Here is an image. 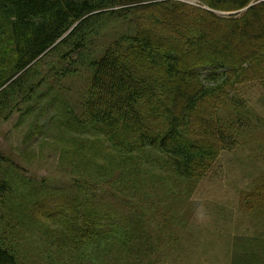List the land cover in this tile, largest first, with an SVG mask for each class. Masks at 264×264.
Returning <instances> with one entry per match:
<instances>
[{
  "label": "trees",
  "instance_id": "16d2710c",
  "mask_svg": "<svg viewBox=\"0 0 264 264\" xmlns=\"http://www.w3.org/2000/svg\"><path fill=\"white\" fill-rule=\"evenodd\" d=\"M197 2L0 0V120L22 110V121L44 99L71 180L36 184L11 166L0 191L9 182L15 192L3 193L0 221L14 216L31 231L25 221H39L57 264H157L154 239L184 220L199 181L258 118L237 91L251 81L264 89V0ZM123 19L129 28L102 39ZM65 63L83 66L74 103L58 97L56 77L74 75L66 68L39 88L41 68ZM243 197L264 207V184ZM159 207L168 219H156ZM0 264L36 263L0 244Z\"/></svg>",
  "mask_w": 264,
  "mask_h": 264
},
{
  "label": "rangeland",
  "instance_id": "374dc122",
  "mask_svg": "<svg viewBox=\"0 0 264 264\" xmlns=\"http://www.w3.org/2000/svg\"><path fill=\"white\" fill-rule=\"evenodd\" d=\"M181 1L198 4L191 0ZM120 28L123 31L129 28L124 19L112 22L104 30L102 39ZM50 62L55 63V58ZM54 67L50 70L45 67L40 69L43 82L39 88L52 82V77L59 76L57 73L66 68L74 75L56 77L62 91V96H57L65 102L74 103L82 85L77 77L83 66L65 63L54 64ZM206 72L207 69L200 71L202 74ZM237 93L258 118L251 119L245 133L237 136L238 145L230 151L221 152L212 172L199 181L190 198L192 204L185 202L180 211L184 220L169 224L159 245L154 239L153 244L159 246L160 251L149 253V257L155 260L158 255L157 264H233V259L234 264H264V207L256 199L248 204L250 208L242 204L245 203L243 195L250 190L252 183L257 181L264 184V89L251 81L240 85ZM43 104L44 99L34 103L31 113L22 121H19L22 110L17 111L10 120H0V185L16 170L26 180L30 178L36 184L46 182L61 187L71 181L59 161V124L44 120V116L52 118L55 113L52 109H45ZM20 107L23 109L24 106ZM4 186L6 189L4 187L0 191V212L3 210V193L8 194L9 198L15 192L11 183L5 182ZM7 205L10 208L8 200ZM230 206L235 209V221L230 216L228 221H223L225 217L222 212ZM8 213L11 214L10 210ZM154 213L157 220L168 219L164 216L168 212L161 214L160 207ZM8 217L10 221H0V244L3 248L18 258L25 259L27 255L36 264H43L46 260L48 264H57L53 248L38 232L40 228L34 229L39 221H25L34 224L31 231L20 226L23 221H12L14 216ZM221 217L223 220H220ZM51 225L55 226L53 223ZM152 233L155 234L153 230ZM64 256L61 262L66 261L67 256ZM139 264H148L145 256Z\"/></svg>",
  "mask_w": 264,
  "mask_h": 264
},
{
  "label": "crops",
  "instance_id": "0c3cea01",
  "mask_svg": "<svg viewBox=\"0 0 264 264\" xmlns=\"http://www.w3.org/2000/svg\"><path fill=\"white\" fill-rule=\"evenodd\" d=\"M233 207H235V205L233 206ZM202 212V211H201ZM203 213V212H202ZM234 213H235V209H233L231 206L230 207H227V208H225L224 210H223V212H222V214H223V216L225 217V220H223V217H221V219L220 220H223V221H228L227 219H229L228 218V216H230V217H233V221H235L234 220ZM203 219H204V214H203V217L201 218V220L203 221ZM249 220L250 221H254V220H252L251 218H249ZM201 252H202V250H201ZM203 253V252H202ZM242 262V260H240V263ZM233 264H234V259H233Z\"/></svg>",
  "mask_w": 264,
  "mask_h": 264
},
{
  "label": "water",
  "instance_id": "95a60500",
  "mask_svg": "<svg viewBox=\"0 0 264 264\" xmlns=\"http://www.w3.org/2000/svg\"><path fill=\"white\" fill-rule=\"evenodd\" d=\"M191 1H195V2H197V0H191ZM193 4V3H192ZM196 5V4H195ZM251 5V3L248 5V6H246L245 8H243V9H241L239 12H242V11H244L247 7H249ZM205 8H207V7H205ZM215 13H217V14H219V15H226V14H233V13H239L238 11H235V12H230V13H224V12H219V11H214Z\"/></svg>",
  "mask_w": 264,
  "mask_h": 264
}]
</instances>
